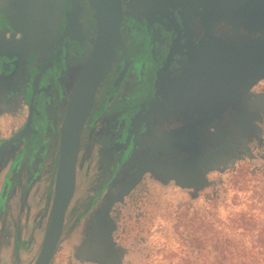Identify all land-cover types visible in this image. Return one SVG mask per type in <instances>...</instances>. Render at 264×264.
<instances>
[{"label":"flooded vegetation","instance_id":"af4514ba","mask_svg":"<svg viewBox=\"0 0 264 264\" xmlns=\"http://www.w3.org/2000/svg\"><path fill=\"white\" fill-rule=\"evenodd\" d=\"M98 4L42 0L33 10L0 0V112L11 117L0 138V223L40 191L43 213L52 209L63 127L99 36ZM239 6L120 0V43L81 137L77 188L85 165L89 181L75 208L86 218L82 264L114 263L106 248L94 250L92 228L111 195L139 175L113 208L149 178L195 184L249 149L264 111V80L251 64L264 30L237 17Z\"/></svg>","mask_w":264,"mask_h":264},{"label":"rangeland","instance_id":"374dc122","mask_svg":"<svg viewBox=\"0 0 264 264\" xmlns=\"http://www.w3.org/2000/svg\"><path fill=\"white\" fill-rule=\"evenodd\" d=\"M258 115L249 149L234 156L224 167L210 171L203 180L188 187L149 178L131 197L113 208L110 217L116 225L113 240L118 249L113 264H215L213 253L199 255L188 247V232L177 231L176 224L186 210L190 214L206 211L211 218L222 222L248 210L253 183L250 181L251 187L247 189V183L236 185V181L240 173L264 172V111ZM10 121L8 113L1 111L0 138L10 135ZM88 183L85 165L51 264H82L77 248L85 237L86 218L80 221L75 208L83 205ZM41 198V191L32 195L23 211L12 210L15 220L0 223V251L7 250L14 255L16 242L20 243V258L14 259V264H36L39 258L51 211L50 206L43 213ZM84 212L79 210L80 214Z\"/></svg>","mask_w":264,"mask_h":264},{"label":"water","instance_id":"95a60500","mask_svg":"<svg viewBox=\"0 0 264 264\" xmlns=\"http://www.w3.org/2000/svg\"><path fill=\"white\" fill-rule=\"evenodd\" d=\"M41 1L24 0V3L26 6L31 5L35 10L39 8ZM239 3L237 17L242 18L244 21H252L254 28L264 30V27H261L264 25V0H239ZM120 18V0H99L97 17L99 36L94 52L77 83L66 123L63 127L60 161L56 172L55 194L50 222L36 264H51L62 240L66 216L77 188V166L81 151L82 133L93 109L98 88L110 71L114 51L120 43ZM253 55L252 71L254 75L258 76L257 80H264V43L255 48ZM139 177L140 175L126 188L111 195L100 210L97 222L92 228L94 250L100 251V249H97L100 246L106 248L108 257L113 262L118 249H116L113 240L116 225L110 217V212L114 204L122 201L139 183ZM176 181L181 187L190 185L186 182L181 183L182 181L179 179H176Z\"/></svg>","mask_w":264,"mask_h":264},{"label":"trees","instance_id":"16d2710c","mask_svg":"<svg viewBox=\"0 0 264 264\" xmlns=\"http://www.w3.org/2000/svg\"><path fill=\"white\" fill-rule=\"evenodd\" d=\"M252 181L251 204L247 211L233 215L227 222L217 221L206 211L178 219L176 230L188 232V247L199 255L213 253L215 264H264V172L238 174L236 185ZM19 241L14 257L19 260Z\"/></svg>","mask_w":264,"mask_h":264},{"label":"crops","instance_id":"0c3cea01","mask_svg":"<svg viewBox=\"0 0 264 264\" xmlns=\"http://www.w3.org/2000/svg\"><path fill=\"white\" fill-rule=\"evenodd\" d=\"M8 254H9V252H7V250L5 252L3 249L0 251V264H14L15 257H13V260H12V256H14V255L10 253L8 256ZM19 258H20V256H19ZM15 261H19V260L15 259Z\"/></svg>","mask_w":264,"mask_h":264}]
</instances>
